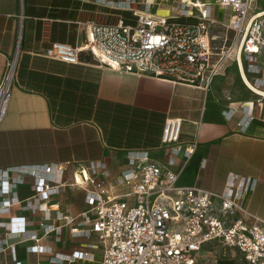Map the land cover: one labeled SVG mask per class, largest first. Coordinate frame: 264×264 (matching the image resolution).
Wrapping results in <instances>:
<instances>
[{"label": "built area", "instance_id": "built-area-1", "mask_svg": "<svg viewBox=\"0 0 264 264\" xmlns=\"http://www.w3.org/2000/svg\"><path fill=\"white\" fill-rule=\"evenodd\" d=\"M99 1L113 9L130 11L135 22L128 23L123 17L115 24L89 22L82 46L53 42L41 53L80 63L81 53L89 52L101 66L121 73L202 88L210 87L216 77L225 73L227 62L234 61L247 88L262 96L264 10H253L254 0ZM166 3L177 11L161 14L159 11ZM215 6L231 12L227 28L234 35L229 39L227 34L222 46L217 45L219 36L212 30ZM16 72L17 55L9 61L0 84V126L8 113ZM252 109V104L245 103L224 108L222 114L228 120L237 117L239 128L246 131L255 119ZM182 125L183 119L179 117L165 121L164 162L153 159L147 150H129L127 167L115 177V186L109 188L106 179L111 173L101 161L1 169L0 216L21 205L34 214L43 212L44 219L40 224L42 234L29 229L24 216L0 220V232L5 233L0 237V254L8 252L15 264H25L18 257V250L24 247L29 253L48 257L46 262L38 260L31 264L94 262V243L69 253L55 252L51 245L42 243L52 234L56 242L61 241L64 228L69 227L73 237H97L102 248L99 264H197L204 246L211 242L237 250L248 264H264V218L247 205L257 180L230 174L221 192L180 185L185 162L178 166L177 159L182 154L190 159L197 146L196 142L181 141ZM78 173L83 176L81 181ZM28 178L33 180L32 194L22 199L16 189L26 184ZM68 186L85 191L88 208L78 217L64 214L52 202ZM116 187L128 191H110ZM59 221L61 224H57ZM15 235L20 236L18 241L12 239Z\"/></svg>", "mask_w": 264, "mask_h": 264}, {"label": "crops", "instance_id": "crops-1", "mask_svg": "<svg viewBox=\"0 0 264 264\" xmlns=\"http://www.w3.org/2000/svg\"><path fill=\"white\" fill-rule=\"evenodd\" d=\"M121 17L128 23L135 22L130 11L110 8L99 0H0V84L9 61L17 55L12 98L0 126V170L67 161L82 164L101 161L111 173L106 179L109 188L115 186V177L127 167L129 150H147L153 159L165 161L164 124L168 118L179 117L183 119L181 141L197 143L190 159L183 154L177 159L178 166L185 162L179 184L221 192L230 174L253 177L257 187L247 205L264 218L261 95L249 88L236 89L225 73L216 77L210 87L202 88L121 73L101 66L89 52L81 53L80 63L64 62L41 53L53 42L82 46L89 22L115 24ZM245 103L252 104L255 119L242 131L238 118L228 120L222 110ZM68 175L71 177V172ZM77 178L81 181L82 174L78 173ZM32 183L28 178L26 184L17 187L20 198L32 194ZM110 191L122 194L128 189L116 187ZM52 202L73 217L88 208L85 191L79 187H65ZM14 216L26 217L29 229L42 234L43 212L34 214L16 205L0 220L8 221ZM4 235L1 231L0 237ZM54 238L55 234L47 236L42 243L59 253L95 244L94 262L78 260L65 264H94L102 259V248L95 235L76 238L65 227L61 241ZM12 239L18 241L20 236ZM18 257L25 264L46 262L48 258L29 253L24 247L18 250ZM0 264L15 263L7 252L0 254Z\"/></svg>", "mask_w": 264, "mask_h": 264}, {"label": "rangeland", "instance_id": "rangeland-1", "mask_svg": "<svg viewBox=\"0 0 264 264\" xmlns=\"http://www.w3.org/2000/svg\"><path fill=\"white\" fill-rule=\"evenodd\" d=\"M264 8V0H254L253 2V10L258 11ZM177 9L175 6L170 4H165L163 9H161L160 13L163 15H168L171 12H176ZM213 16L215 23L213 24L212 30L214 34L219 36L217 41L218 46H222L224 43L225 36L228 34L229 39L234 35V32L227 28L228 19L231 16V12L229 9L224 7H213ZM230 40L227 42V47L229 45ZM225 76L230 78L234 82V87L236 89L247 88V86L242 81V77L238 72V67L234 61H228L226 64ZM263 89V88H262ZM247 97L248 94L245 93ZM241 96V95H240ZM262 101H264V96H262ZM264 104H262L263 106ZM98 264L99 260L96 261ZM92 264V263H91ZM197 264H248L243 255L237 250L227 247L223 244L217 242L207 243L204 246V249L198 256Z\"/></svg>", "mask_w": 264, "mask_h": 264}, {"label": "bare ground", "instance_id": "bare-ground-1", "mask_svg": "<svg viewBox=\"0 0 264 264\" xmlns=\"http://www.w3.org/2000/svg\"><path fill=\"white\" fill-rule=\"evenodd\" d=\"M108 2L111 3V0H109ZM244 77H245L246 81L250 84V82H249L248 79L246 78L245 74H244ZM261 92H262V96H264V90H263V89L261 90Z\"/></svg>", "mask_w": 264, "mask_h": 264}, {"label": "trees", "instance_id": "trees-1", "mask_svg": "<svg viewBox=\"0 0 264 264\" xmlns=\"http://www.w3.org/2000/svg\"><path fill=\"white\" fill-rule=\"evenodd\" d=\"M264 9V8H263ZM121 11H124V10H121ZM132 16H133V14H132ZM135 18V17H134Z\"/></svg>", "mask_w": 264, "mask_h": 264}]
</instances>
